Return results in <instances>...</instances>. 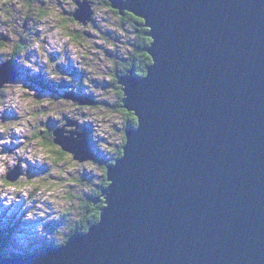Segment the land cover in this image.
I'll return each instance as SVG.
<instances>
[{
  "label": "water",
  "instance_id": "1",
  "mask_svg": "<svg viewBox=\"0 0 264 264\" xmlns=\"http://www.w3.org/2000/svg\"><path fill=\"white\" fill-rule=\"evenodd\" d=\"M110 1L145 21L153 63L118 80L137 125L107 167L106 205L62 245L19 258L0 247V264H264V0ZM77 4L74 18L92 20V3ZM0 65L1 90L17 73ZM73 125L55 143L95 159Z\"/></svg>",
  "mask_w": 264,
  "mask_h": 264
},
{
  "label": "rangeland",
  "instance_id": "2",
  "mask_svg": "<svg viewBox=\"0 0 264 264\" xmlns=\"http://www.w3.org/2000/svg\"><path fill=\"white\" fill-rule=\"evenodd\" d=\"M75 1L0 0V64L11 61L17 73L0 90V239L7 257H28L62 245L68 233L87 232L70 233L85 213L83 201L106 205L107 162L124 144L125 116L112 81L136 24L120 20L110 0H89L92 20H75ZM6 77L0 65V80ZM83 97L97 102L81 105ZM70 121L76 125L66 131L86 132L95 159L79 162L55 143V131ZM17 168L19 178L8 180Z\"/></svg>",
  "mask_w": 264,
  "mask_h": 264
},
{
  "label": "trees",
  "instance_id": "3",
  "mask_svg": "<svg viewBox=\"0 0 264 264\" xmlns=\"http://www.w3.org/2000/svg\"><path fill=\"white\" fill-rule=\"evenodd\" d=\"M105 3L107 5H110L109 4L110 2L108 0H105ZM114 11H115V13L118 14L117 10H114ZM120 16H121L119 18L120 20L128 21V22L132 23L133 26L136 24L135 28H137L135 40L131 41V45H132V46H130L131 49L127 50L126 52H121V58H124V62H123L124 64H121L120 68L118 67L117 72H116V77H114L113 81H112L114 84V88H115L117 94L119 95V97H121V101H122L123 92H122L121 86L118 84V79L122 74L126 73L131 68H133L135 70V73L138 76H143L146 74L147 67L152 63V58L147 52V48L150 46L152 39L146 34V32L148 31V28L143 26L144 20L142 18L137 17L130 12H126L124 15H120ZM75 20H77V19H75ZM21 48L23 49L24 47H21ZM125 53H126V55H125ZM114 54H116V55H113V56L118 57V52H115ZM119 55H120V53H119ZM91 99L94 100V98H91ZM121 101L120 100L117 101V103H116L117 108L122 107ZM120 110L123 112V114L125 116L123 118L124 119L123 120L124 131H126L127 128L135 127L137 125V118L134 115V113L133 112H127L123 108H121ZM123 138H124L123 141L125 143V137H123ZM122 146H123V144H122ZM122 146H120L117 149L118 150L117 154L112 159H110V161L107 162V166L109 164H113L114 161L119 156L122 155ZM106 171H107V169H106ZM104 185L105 186H103V187H106L108 185V183L106 182V183H104ZM86 200H88V201H83L82 206H81V208H83L85 210V213H84L83 217L81 218V221L77 223L76 227H74L70 233L74 232L75 230L86 231L90 227V225L97 223L99 220L100 209L103 206V201L96 204L95 201H92L91 197H90V199H86ZM68 235H69V233H68ZM68 235H67V237H68ZM3 239H4V236L0 239L1 248L4 251L5 256H10L5 251V243H4Z\"/></svg>",
  "mask_w": 264,
  "mask_h": 264
},
{
  "label": "bare ground",
  "instance_id": "4",
  "mask_svg": "<svg viewBox=\"0 0 264 264\" xmlns=\"http://www.w3.org/2000/svg\"><path fill=\"white\" fill-rule=\"evenodd\" d=\"M6 84V83H5ZM6 86V85H5ZM39 100V99H38ZM13 107V106H12ZM50 109V108H49ZM20 111V110H19ZM49 111V110H48ZM60 111V110H59ZM47 112V111H46ZM64 114V113H63ZM36 116V115H35ZM37 117V116H36ZM47 119V118H46ZM69 120V119H68ZM40 125V124H39ZM68 127V126H67ZM68 130V129H67ZM54 131V130H53ZM52 131V132H53ZM92 151V150H91ZM98 158V157H97ZM111 159V158H110ZM80 162V161H79ZM83 164V163H82ZM7 176H9V174L7 173ZM7 176H6V178H7ZM19 178V177H18ZM17 178V179H18ZM7 179H9V178H7ZM17 179H15L13 182H15ZM10 180V179H9ZM7 257V256H6ZM7 258H9V257H7Z\"/></svg>",
  "mask_w": 264,
  "mask_h": 264
},
{
  "label": "flooded vegetation",
  "instance_id": "5",
  "mask_svg": "<svg viewBox=\"0 0 264 264\" xmlns=\"http://www.w3.org/2000/svg\"><path fill=\"white\" fill-rule=\"evenodd\" d=\"M80 1V0H76L75 3L76 5L78 6L77 2ZM78 8V7H77ZM75 13V12H74ZM74 13H73V16H74ZM75 19V18H74Z\"/></svg>",
  "mask_w": 264,
  "mask_h": 264
}]
</instances>
